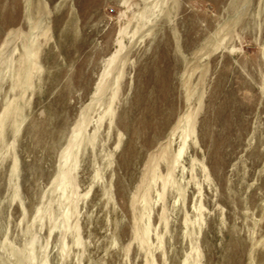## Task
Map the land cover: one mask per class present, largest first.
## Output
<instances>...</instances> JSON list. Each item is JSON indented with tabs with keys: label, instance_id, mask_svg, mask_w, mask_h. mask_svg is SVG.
Segmentation results:
<instances>
[{
	"label": "rangeland",
	"instance_id": "1",
	"mask_svg": "<svg viewBox=\"0 0 264 264\" xmlns=\"http://www.w3.org/2000/svg\"><path fill=\"white\" fill-rule=\"evenodd\" d=\"M0 264H264V0H0Z\"/></svg>",
	"mask_w": 264,
	"mask_h": 264
},
{
	"label": "bare ground",
	"instance_id": "2",
	"mask_svg": "<svg viewBox=\"0 0 264 264\" xmlns=\"http://www.w3.org/2000/svg\"><path fill=\"white\" fill-rule=\"evenodd\" d=\"M114 62V57H110L108 60H107V63H106V68L104 69V71L101 73V75L99 76V79L96 83V88L97 90L100 91L101 87H103V85L106 83L107 79H109V76L112 72V68H111V65L112 63ZM29 65V64H28ZM114 65V64H113ZM112 65V66H113ZM24 74V73H23ZM112 79L114 80V78L112 77ZM111 80V78H110ZM106 85V84H105ZM184 121V127L182 128L181 132H180V135H179V147L177 149V151L175 152V155H174V158L176 161L180 160L183 156V153H184V150L189 147V148H193V131H192V127H190L189 125V119L188 117L187 118H183V117H179L177 120H176V125L178 126L179 123L181 124V122ZM162 144V143H161ZM163 144H166V143H163ZM165 146V145H164ZM163 149V148H162ZM164 153V152H163ZM157 155V153H156ZM155 155V156H156ZM160 156V155H159ZM152 157V156H151ZM154 158V157H153ZM157 158V157H156ZM155 160V159H154ZM150 161V160H149ZM149 165V164H148ZM146 167V166H145ZM148 168V167H147ZM146 168V169H147ZM146 172V171H145Z\"/></svg>",
	"mask_w": 264,
	"mask_h": 264
}]
</instances>
